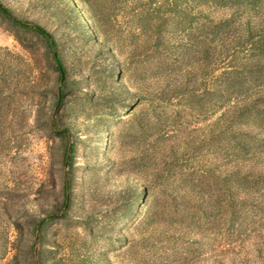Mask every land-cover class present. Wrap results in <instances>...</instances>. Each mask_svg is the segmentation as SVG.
<instances>
[{"label":"rangeland","instance_id":"rangeland-1","mask_svg":"<svg viewBox=\"0 0 264 264\" xmlns=\"http://www.w3.org/2000/svg\"><path fill=\"white\" fill-rule=\"evenodd\" d=\"M1 2L0 264H264V0Z\"/></svg>","mask_w":264,"mask_h":264},{"label":"trees","instance_id":"trees-1","mask_svg":"<svg viewBox=\"0 0 264 264\" xmlns=\"http://www.w3.org/2000/svg\"><path fill=\"white\" fill-rule=\"evenodd\" d=\"M0 13L3 14L10 21H12L14 24L21 26L25 29L31 30V31L37 33L38 35H40L43 39H45V41L48 43V47L52 51L53 60H54L55 66H56V70L60 74V78L62 77V75H64V76L66 75V69L62 63V59H61L60 54L57 52L56 44L46 30H44L42 27L35 25L33 23H27V22H23V21L18 20L16 17H14L12 15L11 11L3 5L1 0H0ZM73 152H74V150H73ZM72 165H73V157L71 158L69 168H71Z\"/></svg>","mask_w":264,"mask_h":264},{"label":"water","instance_id":"water-1","mask_svg":"<svg viewBox=\"0 0 264 264\" xmlns=\"http://www.w3.org/2000/svg\"><path fill=\"white\" fill-rule=\"evenodd\" d=\"M56 53V52H55ZM65 81V76L62 75L61 77V81H60V86L63 85ZM61 103H62V95H61V91L59 92V101H58V104H57V107H56V110L54 112V115H53V127H55V119H56V116H57V113L61 107ZM58 136H62V135H65V136H68L69 133L67 131H62V132H59L57 133ZM72 155H73V145L71 144L69 149H68V154H67V157H66V162H65V167L66 169L69 168V164H70V161H71V158H72ZM66 182H67V196H66V204H65V209L63 211V213L59 216V217H62L69 209V205H70V184H69V179H68V173H66ZM57 217V218H59ZM56 217L54 216H51L47 219H44L42 220L39 225H38V228H37V239L36 241L39 242V239H40V233H41V230L44 226V224L47 222V221H50L52 219H54Z\"/></svg>","mask_w":264,"mask_h":264}]
</instances>
